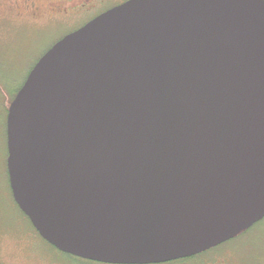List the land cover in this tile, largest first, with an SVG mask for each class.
Instances as JSON below:
<instances>
[{"label":"water","instance_id":"water-1","mask_svg":"<svg viewBox=\"0 0 264 264\" xmlns=\"http://www.w3.org/2000/svg\"><path fill=\"white\" fill-rule=\"evenodd\" d=\"M13 198L62 253L161 264L264 219V0H129L55 43L7 115Z\"/></svg>","mask_w":264,"mask_h":264},{"label":"rangeland","instance_id":"rangeland-1","mask_svg":"<svg viewBox=\"0 0 264 264\" xmlns=\"http://www.w3.org/2000/svg\"><path fill=\"white\" fill-rule=\"evenodd\" d=\"M27 1L0 0V264H101L70 257L43 240L12 195L7 168L9 102L61 36L48 20L39 25L11 13L12 8L26 13ZM188 264H264V219L221 245L205 262Z\"/></svg>","mask_w":264,"mask_h":264},{"label":"flooded vegetation","instance_id":"flooded-vegetation-1","mask_svg":"<svg viewBox=\"0 0 264 264\" xmlns=\"http://www.w3.org/2000/svg\"><path fill=\"white\" fill-rule=\"evenodd\" d=\"M129 0H39V5L32 0L25 2L26 13H19L16 8L13 15L43 24L48 20L52 31L61 33L59 41L76 32L103 13L124 5ZM48 25V24H46ZM55 26V29L53 28ZM215 249V248H214ZM213 250V249H212ZM211 251V250H209ZM208 252V251H207Z\"/></svg>","mask_w":264,"mask_h":264},{"label":"trees","instance_id":"trees-1","mask_svg":"<svg viewBox=\"0 0 264 264\" xmlns=\"http://www.w3.org/2000/svg\"><path fill=\"white\" fill-rule=\"evenodd\" d=\"M18 92V91H17ZM16 92V93H17ZM16 95V94H15ZM15 97V96H14ZM13 97V99H14ZM13 99H11V101L9 102V104H11V102L13 101ZM32 225V224H31ZM33 229L35 230V233L38 234L37 230L34 228V226L32 225ZM40 236V235H39ZM41 237V236H40ZM42 238V237H41ZM43 239V238H42ZM44 240V239H43ZM54 247V246H53ZM221 246L211 250V251H208V252H205V253H202L200 255H197V256H194V257H191V258H187V259H181V260H177V261H172V262H167V263H161V264H188V263H191V262H194V261H197V260H203L205 262L206 258H208V256L213 253V252H216L220 249ZM55 248V247H54ZM65 254V253H64ZM68 255V254H66ZM70 257H73L71 255H68ZM74 258H77V257H74ZM80 259V258H78ZM83 260V259H82ZM87 261V260H85ZM91 262V261H90Z\"/></svg>","mask_w":264,"mask_h":264}]
</instances>
